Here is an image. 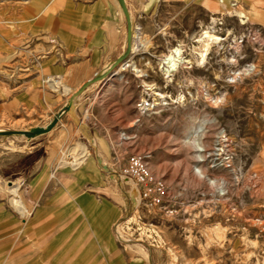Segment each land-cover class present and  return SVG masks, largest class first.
<instances>
[{
    "label": "rangeland",
    "instance_id": "obj_1",
    "mask_svg": "<svg viewBox=\"0 0 264 264\" xmlns=\"http://www.w3.org/2000/svg\"><path fill=\"white\" fill-rule=\"evenodd\" d=\"M124 3L129 38L117 0H0V264H264V0ZM205 28L217 40L197 62ZM69 100L49 132L17 133ZM191 125L203 161L180 143ZM133 153L171 213L120 175Z\"/></svg>",
    "mask_w": 264,
    "mask_h": 264
},
{
    "label": "bare ground",
    "instance_id": "obj_2",
    "mask_svg": "<svg viewBox=\"0 0 264 264\" xmlns=\"http://www.w3.org/2000/svg\"><path fill=\"white\" fill-rule=\"evenodd\" d=\"M118 2H119V6L121 8L120 0H118ZM121 11L123 12L122 8H121ZM127 21H128V27H129V24H130V21H131V17H129V15L127 16ZM211 31L210 30H206V28H205V30L200 32V34H199L198 40H199V43L201 42L200 43V47H201L200 50L201 51L199 50L200 54H199V56L197 58V62H202L203 61L204 56H205V51L207 50V48L209 46V42L217 40V36L214 35ZM129 35H131L130 27H129ZM178 50H180V49L178 47H176V48L173 49V51H171L169 54L164 56L163 62L168 64L166 69H164V71H163L165 74H168L170 71L175 69V66H177V64H179L181 62H184L182 57H180V51H178ZM107 70H108V67H107ZM91 80L88 79V81H91ZM61 82L62 81H53V86L61 88L65 92L69 91L70 89L67 86H65L64 83H61ZM146 89L151 90L152 88L148 84ZM79 90L80 89H78L77 91H79ZM75 95L76 94L71 96L72 100L75 99ZM77 96H79V95H77ZM153 96H160L161 97V94L159 92L153 91ZM157 99H159V97L155 98L154 100H157ZM159 100L162 101V98L159 99ZM142 101H144V100H142ZM158 103H159V101H156L154 104H158ZM68 110H69V108L66 110L67 113H68ZM197 131H198L197 127L194 126V125H191L189 127L188 131L185 133L184 138L180 140V143L181 142H183V143L191 142L192 146L194 148H196L195 150L198 152L196 154L197 160L198 161H203L204 159L203 160H199V158L203 157V154L199 153V152L203 151L204 149L202 148L201 142L198 141V139H197V137L195 135V132L197 133ZM84 151H85V148H84V146L82 144H76L74 146H71L65 152L62 153V156L60 158V162L62 163V165H69L72 169L77 168V167H79L82 164L81 156L84 153ZM149 169H150V167H149ZM195 174L198 177H204V179L206 178V180H208L209 183H214V180H212L209 177H207V175L202 171L201 166H198L196 168ZM132 195H133V193L131 192V196ZM9 200H10L11 204H13L14 207L18 211H20L21 213H25L26 212L25 206L22 204L21 200L19 199V196L17 194V189L16 188L12 189V196L10 197Z\"/></svg>",
    "mask_w": 264,
    "mask_h": 264
},
{
    "label": "built area",
    "instance_id": "obj_3",
    "mask_svg": "<svg viewBox=\"0 0 264 264\" xmlns=\"http://www.w3.org/2000/svg\"><path fill=\"white\" fill-rule=\"evenodd\" d=\"M148 154L133 153L120 168V175L137 187L139 198L149 206L164 208L171 213V192L162 177L154 175L148 167Z\"/></svg>",
    "mask_w": 264,
    "mask_h": 264
},
{
    "label": "water",
    "instance_id": "obj_4",
    "mask_svg": "<svg viewBox=\"0 0 264 264\" xmlns=\"http://www.w3.org/2000/svg\"><path fill=\"white\" fill-rule=\"evenodd\" d=\"M120 4H121V8L123 10V13L125 14L126 19H127L128 13H127V9L125 7L124 0H120ZM128 38H129V32H128ZM119 59L120 58H118L117 61H119ZM70 107H71V100H69L67 102L66 106H63L59 110H57V112L53 116H51L50 119L45 124L34 126L27 131H17V133L24 135L28 139L32 138L34 136L40 135V134L47 133L56 124L58 118Z\"/></svg>",
    "mask_w": 264,
    "mask_h": 264
},
{
    "label": "crops",
    "instance_id": "obj_5",
    "mask_svg": "<svg viewBox=\"0 0 264 264\" xmlns=\"http://www.w3.org/2000/svg\"><path fill=\"white\" fill-rule=\"evenodd\" d=\"M118 1V0H117ZM212 2H210L208 5L209 7H213V5L211 4ZM120 7V6H119ZM120 11H121V8H120ZM122 12V11H121ZM45 81L48 83L49 86H51L52 89H54L55 91H58L56 89V87H53V81H62L60 79V77L56 76V75H51V76H47V78L45 79ZM63 82V81H62ZM59 92V91H58ZM60 93V92H59ZM63 94V93H61ZM87 159V158H86ZM85 159V160H86Z\"/></svg>",
    "mask_w": 264,
    "mask_h": 264
}]
</instances>
